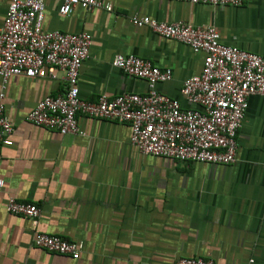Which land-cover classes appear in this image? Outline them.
<instances>
[{"label": "crops", "instance_id": "crops-1", "mask_svg": "<svg viewBox=\"0 0 264 264\" xmlns=\"http://www.w3.org/2000/svg\"><path fill=\"white\" fill-rule=\"evenodd\" d=\"M112 12L75 8L58 13L60 0H44L42 29L88 33L89 57L79 72V97L146 94L145 81L112 66L117 54L135 55L172 78L156 90L189 107L184 80L202 70L203 55L148 28L132 15L157 22L213 26L222 44L264 58V0L240 7L191 5L170 0H102ZM8 0H0V28ZM0 78V85H1ZM63 74L10 77L5 115L11 146H0V264H174L182 258L216 264H264V100L248 99L237 132L236 160L228 166L173 162L142 155L130 144L128 124L77 117L83 136L59 135L26 116L48 96L62 93ZM35 204L37 223L6 213L9 198ZM37 234L83 242L77 260L33 246Z\"/></svg>", "mask_w": 264, "mask_h": 264}, {"label": "built area", "instance_id": "built-area-1", "mask_svg": "<svg viewBox=\"0 0 264 264\" xmlns=\"http://www.w3.org/2000/svg\"><path fill=\"white\" fill-rule=\"evenodd\" d=\"M191 5L240 7L246 0H170ZM112 12L102 0H60L58 13L73 9ZM44 0H8L0 28V146H11L13 127L5 115V88L14 76L55 80L61 72L65 86L61 94L39 101L26 121L59 135L83 136L78 116L128 124L130 144L142 155L173 162L228 166L236 160L237 132L248 109V99L264 100V58L221 43L213 26H193L184 21L157 22L132 15L133 27L148 28L154 34L177 41L193 53L203 55L202 70L183 81L180 94L189 107L160 94L157 84L171 80L172 71L161 69L135 55L117 54L112 66L129 77L146 82V94L101 95L94 102L79 97L78 78L89 57L91 36L86 32L44 31ZM1 158V156H0ZM4 181L0 179V192ZM5 211L37 223L41 209L35 204L7 200ZM33 246L49 253L77 260L83 242L59 236L37 234ZM174 264H216L211 259L182 258ZM248 264H253L250 259Z\"/></svg>", "mask_w": 264, "mask_h": 264}]
</instances>
